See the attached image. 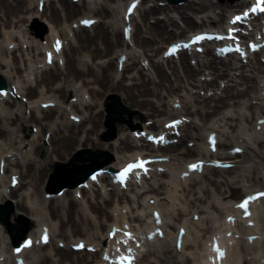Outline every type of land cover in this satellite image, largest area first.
Wrapping results in <instances>:
<instances>
[{
  "label": "bare ground",
  "instance_id": "bare-ground-1",
  "mask_svg": "<svg viewBox=\"0 0 264 264\" xmlns=\"http://www.w3.org/2000/svg\"><path fill=\"white\" fill-rule=\"evenodd\" d=\"M35 1L0 0V55L2 56L0 77L5 80L7 90L15 95V99L8 97L3 109H0V159L3 158L5 163L4 174L8 177L7 183L9 184L11 176L17 179L14 189L4 186L5 184L0 186V205L14 199V209L7 220V223L8 221L10 224L14 223L11 232L4 224L0 225V236L6 240L4 245L7 254L6 264H12L13 229L21 230V227L28 226L30 232L24 234L27 236L41 224L46 225L49 232L54 226L57 232L53 238L58 239L56 244L63 242L64 247H53L54 239H50L45 246L37 245L40 249L37 256L32 257L31 253L25 252L23 259L28 261L27 264H99L100 255L98 256L97 252H74L68 248V245L76 244V240L71 242L73 239L85 241L93 247L103 245L112 224L121 227L123 221L131 226V231L137 236L141 235L142 233L137 231L141 227L147 228L150 225L147 223L150 217L146 210L161 211L159 207L163 208V205L159 201L167 198L171 200L169 196L162 197L166 194L167 183L164 181L149 183L143 180L139 189H136L141 192L136 194L137 201L134 206L130 197L125 196L123 191L113 186L107 176H101L98 180L110 188L109 193L105 196L101 195L99 190L94 188V184L91 187L92 195H89L85 188L77 187L75 190H78L80 200L73 196L74 189L64 190L61 197L49 196L48 199H44L41 195L46 193L44 190L46 179L52 175L56 177L57 173L63 170H72L77 167H82V170L88 166V163L85 164L79 157L81 151H88L89 154L109 151L113 159L102 168H113L133 157L136 151H132L137 144L145 146V150L149 153H158L161 157L171 155L174 160L182 162L212 157L226 161L233 159L234 163L238 164L236 160L240 156L231 157L230 150L243 148L250 151L246 142L240 140L241 135L236 133L238 122L244 118L251 131L256 127L257 119H264V110H261L259 105L249 104L251 100H256L259 91L264 90V85L260 90L258 88L259 83L264 82V64L260 63V58L256 60L255 56L258 54H254L248 66L237 64L238 66L232 67L223 60L214 58L209 50L204 52L203 58L197 55L196 68L190 66L186 55L179 57V65H175L172 61H165L166 64H171L168 73L154 61V57L160 54L162 45L183 38L195 30L222 27L226 16L245 6L246 0H186L183 5L171 6L172 8L168 6L161 8L156 4V1L164 2V0H141L136 11L141 18V23H137L134 17L131 20L133 33L130 41H133V45L139 51L137 56L131 53L130 48L128 49V42L123 40L119 30L121 24L118 20L119 10L124 7L127 0H92L94 7L86 5L84 0H79L77 3L67 0H46L41 12L37 11ZM110 4L113 6L111 7ZM145 6L148 7L145 8ZM171 11L176 13V19L170 15ZM197 16H200L198 20L195 19ZM78 17L95 18L97 24L92 35L88 34V29H71L74 33V41L70 42L67 40L64 26L76 22ZM149 19H153L152 24L148 22ZM41 20H45L50 26L45 41L55 34L62 38L64 43L62 53L65 51V60L61 67L56 62L52 63V67H47L43 63V51L41 52L43 46L37 38L35 39L31 31L32 24L35 25ZM10 29H21L22 35L9 32ZM26 43L28 45L23 49L22 46ZM9 44H14L16 47L9 51L7 47ZM29 54L33 58L32 62L25 57ZM7 55L10 56V61L4 60L8 57ZM113 55L117 58L121 55L127 57L119 78L117 74L113 75L117 67L115 61L117 58L113 59ZM253 60L255 61L252 63ZM143 61L148 62L147 68ZM200 76L213 78L208 82H199L196 77ZM17 82H20L18 86H16ZM220 83L224 84L222 89H220ZM183 86L184 88L189 86L196 91H212V94L208 98L200 97L198 93L191 94L192 101H190L180 93ZM81 92L89 96L87 102L83 100ZM18 94L31 101L30 103H34L33 101L39 98L38 107L32 108L26 115L24 105L16 100ZM164 96H172L181 103L182 111L175 116L182 115L186 118L190 117L191 120L181 128L182 134L176 144L157 150L149 149V145L144 141L132 138L131 131L138 125L141 129L157 130L165 115H174L162 102ZM71 97H79V101L67 103ZM116 99L129 107V110L135 109L142 115L135 113L132 116L131 113L123 112L120 123L119 109L111 106L112 100ZM56 100L68 106L69 114L66 109L57 104L53 108L40 107V103L50 101L57 103ZM12 107L16 110H12ZM55 114L58 115L57 121L53 119ZM70 115L81 117L80 122L70 121ZM113 116L117 119H112ZM129 116H132L131 119L125 121ZM142 118L151 120L150 125L142 126L144 123ZM192 118L197 121H193ZM210 118H216L223 127L227 126L231 135L223 133L224 128L209 125ZM113 125L117 131V138L111 142L102 141L103 131L107 130L104 133L106 136L112 134ZM33 127L36 128L34 135L30 133ZM204 131H213L218 135V151L214 155L206 154L205 140L203 141L201 136ZM45 134L49 135L47 139ZM26 135L34 137V140L26 139ZM222 137H224L223 140L220 139ZM190 141L195 143L189 148L185 143ZM252 142L258 146V150L254 149L249 153L264 164V131L262 135L258 133L254 136ZM3 144L8 148L4 150ZM262 167L240 170L238 168L234 170L206 168L200 179L196 180L197 178L193 176L188 180V185L181 188L183 201L180 206L171 204L169 213L172 212V214L168 215L171 222H176L173 226L175 231L179 228L186 230L183 251L192 248L199 251L202 246L200 240H210L205 235L214 231L220 235L219 228H215L213 222H220L222 218L232 216L230 214L235 212L232 208L225 207L223 203L234 199L237 195H243L264 186ZM238 172H242L243 175L234 176ZM164 173L154 171L152 176L163 177ZM228 173L230 175L227 177ZM217 175H221L222 179L219 180ZM4 178L3 176L0 178L1 184ZM26 187L28 188L26 193L18 194V191ZM215 192L221 196V203L215 204L214 201H210L212 196H217ZM199 194H202L204 199H201ZM208 194H211L210 200ZM144 198L157 199V202L149 206L141 202ZM81 200H85V205ZM169 200L168 203H170ZM126 204L129 211L126 217L121 216L123 221L118 220V217L116 221H113L112 210L119 208L120 211ZM203 204H207L208 208L215 212L213 217L206 216ZM139 212H142L143 216L139 215ZM188 215H197L198 221L184 223V218ZM21 217H25L26 223L20 220ZM220 224L222 227L231 229L230 224L223 222ZM235 228L237 231L232 234L243 231L245 240L236 241L239 249L232 248L228 252L231 261L228 262L226 259L225 262L227 264H260L263 259L264 264V250L261 251L255 241L251 245L247 243V237L260 236L262 233L259 230L245 228L242 223H238ZM194 230L200 234L198 241H196L195 233L192 232ZM229 231L224 230V232ZM170 235L171 233L167 232L164 240H156L158 244L148 247L138 263L195 264L196 258L193 257L195 254L189 258L177 255L175 248H170L168 245ZM188 235L192 239L189 243ZM221 239L231 240L223 239V237ZM48 245L52 246V254L42 252ZM239 250L242 253L239 254ZM245 250L250 252L246 253ZM259 250L261 253L258 255ZM247 255L252 256L247 258ZM200 259H204V256Z\"/></svg>",
  "mask_w": 264,
  "mask_h": 264
},
{
  "label": "rangeland",
  "instance_id": "rangeland-1",
  "mask_svg": "<svg viewBox=\"0 0 264 264\" xmlns=\"http://www.w3.org/2000/svg\"><path fill=\"white\" fill-rule=\"evenodd\" d=\"M67 1H69V0H67ZM201 16V15H200ZM43 21V20H42ZM44 22V21H43ZM38 23L39 24H41V21H38ZM6 31V30H5ZM9 32L11 31V32H14V33H16V31H17V34H19V35H22L21 34V32H19V31H21V29H19V30H17V29H10V30H8ZM91 34V33H90ZM0 58L2 59V56L0 55ZM4 60H6V61H10L11 59H10V57L9 58H7L6 59V57L4 58ZM203 92V91H202ZM165 97H163V99H162V101H165ZM3 106V104L2 103H0V108ZM29 106H34L33 104L32 105H29ZM28 106V107H29ZM128 108V107H127ZM131 111V110H130ZM136 110L134 109H132V113L133 112H135ZM137 112V111H136ZM133 115V114H132ZM135 115V114H134ZM132 117V116H131ZM117 124V123H116ZM240 125L242 126V127H245V128H247V123L243 120V119H241V121H240ZM113 133L111 134L110 133V135H108V136H106V135H104V133L107 131L106 129L103 131L104 133H102L103 135H104V137L102 136V141H108V142H111V141H113L115 138H117V131L115 130L116 128H115V125H113ZM113 136V137H112ZM112 137V139L111 140H109V138H111ZM106 138V139H105ZM3 148H6V146H4ZM255 148V150H258L257 148H258V146H255L254 147ZM261 150H263V149H261ZM105 152H108L109 153V151H105ZM242 159V161H245V160H243V158H240V160ZM247 159H249V161H251V163H249V165H247L248 167H250V169H252L253 167H259L260 165V167H262V166H264V164L260 161V160H257V159H255V158H253L252 156H251V154L250 153H248V155H247ZM256 165H255V164ZM179 165V162H174V164H173V166L174 167H177ZM247 167V168H248ZM228 175H230L229 173L226 175L227 177H228ZM232 175V174H231ZM237 176V175H243V173L242 172H238V173H236V174H234V176ZM221 175H217V177L219 178V180L220 179H222L221 177H220ZM167 179V177H163V180H166ZM170 181H171V179H169ZM186 183V182H185ZM179 184H181V183H178V182H176L175 180H173V181H171V183H169V185H168V189L166 190V194H165V196L167 195V196H169L170 197V201H171V204L172 205H174V206H180V203L183 201V194H182V192H181V186H185V184L184 185H179ZM187 184V183H186ZM27 187L26 188H24V189H22V190H20L19 192H18V194L19 193H23V192H27ZM216 193V192H215ZM210 195L211 194H208V199L210 200ZM216 195H217V193H216ZM198 196H200L201 197V199H204V196L202 195V194H199ZM239 195H237V196H235V198L234 199H236L237 197H238ZM210 201H214L215 202V204H218V203H221L220 201H221V196H212V199L210 200ZM228 201H231V200H228ZM228 201H226V202H224L223 204L225 205V204H227L228 203ZM223 202V201H222ZM169 208H170V204H168L167 205ZM203 206H204V208H205V211H206V213H207V215L206 216H210V217H212L213 215H214V211L212 210V209H210V208H208V206H207V204H203ZM115 212H117V211H115ZM191 218V216L190 215H188L187 217H186V219L187 220H189ZM175 223V222H174ZM14 224V223H13ZM166 224L168 225V230L169 231H171V229H172V226H173V223L171 222V220L169 219H166ZM195 231V230H194ZM206 236V235H205ZM202 242V241H201ZM0 245L2 246L3 244H2V240H0ZM264 248V244L262 245V246H260V249H263ZM45 251V250H44ZM46 251L47 252H52V250H51V247L49 246L48 248H46ZM250 251L248 250V251H246V253H249ZM248 257H251V255H247Z\"/></svg>",
  "mask_w": 264,
  "mask_h": 264
},
{
  "label": "snow or ice",
  "instance_id": "snow-or-ice-1",
  "mask_svg": "<svg viewBox=\"0 0 264 264\" xmlns=\"http://www.w3.org/2000/svg\"><path fill=\"white\" fill-rule=\"evenodd\" d=\"M251 12L255 13L257 11L260 12H264V0H256V4L250 9ZM244 15L246 16L247 13H244ZM241 19L240 16L235 17L233 23H235L236 21H239ZM87 23V22H85ZM201 37H196V40H200ZM255 48V46H253V49ZM237 51H239V49H236ZM134 167H143V163H134V164H129L128 167L121 173V181L124 179L125 174L128 171H131ZM190 167L195 168V165H191ZM260 195H264V193H261ZM250 199H253V197H249L247 199H244L239 205L238 207L245 209V211H247V204L249 202ZM130 235V234H129ZM46 239V238H45ZM30 244V242H26V246H28ZM82 247V245L80 246ZM218 255L222 256L223 253H220L219 250L217 249ZM118 264H131V257H121L118 260Z\"/></svg>",
  "mask_w": 264,
  "mask_h": 264
}]
</instances>
